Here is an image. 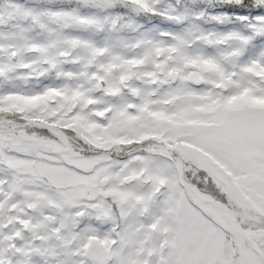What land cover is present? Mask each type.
<instances>
[{"label": "snow or ice", "instance_id": "6c2138e0", "mask_svg": "<svg viewBox=\"0 0 264 264\" xmlns=\"http://www.w3.org/2000/svg\"><path fill=\"white\" fill-rule=\"evenodd\" d=\"M0 264H264V0H0Z\"/></svg>", "mask_w": 264, "mask_h": 264}]
</instances>
